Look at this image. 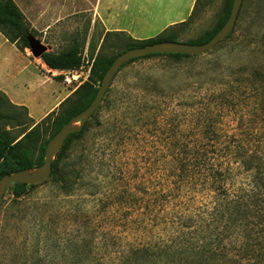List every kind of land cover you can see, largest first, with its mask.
Wrapping results in <instances>:
<instances>
[{"label": "rangeland", "instance_id": "374dc122", "mask_svg": "<svg viewBox=\"0 0 264 264\" xmlns=\"http://www.w3.org/2000/svg\"><path fill=\"white\" fill-rule=\"evenodd\" d=\"M13 1L24 17L27 32L48 46L49 52L75 45L82 49L83 65L76 69L80 76L71 80L68 89L87 81L92 53L112 56L127 42L126 33L113 31L104 37L107 32L99 11L106 12L108 6L123 27L129 26L127 17L134 12L130 3L124 10L125 3L120 0H101L99 11L98 0ZM224 1L200 0L186 25L178 30V40H196L210 31L222 17ZM33 60L39 61L28 48L18 50L0 33V89L25 104L30 116L37 119L51 104V92L62 85L43 83L39 64ZM239 69L249 76L264 74V0H242L232 31L197 58L175 61L154 56L120 68L82 133L71 137L54 157L55 177L70 175L68 193L60 189L62 179L53 183L47 178L28 187L17 202L9 189L0 199V264H115L120 256L131 257L129 264H135L129 252L137 241L121 224H131L139 217L134 204L138 183L151 193L155 179L162 181L164 160L159 159L158 165L154 159L165 153L155 143L163 138L165 113H180L184 96L179 91H186L190 80L203 83L215 79L218 83L226 79V72L235 74ZM51 75L63 82L62 74ZM142 90L147 97L180 94L173 99L158 97L157 108L149 111L146 120L143 110L152 104H143ZM6 99L0 94V128L18 135L34 121L27 118L28 110L11 107ZM134 109L140 112V119ZM57 116L59 112L41 127L32 149L33 161L40 144L50 138ZM113 193L122 197V203L116 196L110 199Z\"/></svg>", "mask_w": 264, "mask_h": 264}, {"label": "trees", "instance_id": "16d2710c", "mask_svg": "<svg viewBox=\"0 0 264 264\" xmlns=\"http://www.w3.org/2000/svg\"><path fill=\"white\" fill-rule=\"evenodd\" d=\"M199 1L195 0L186 20L169 25L152 38L137 40L127 36L125 45L112 56L100 51L95 55L92 53L87 81L38 123L18 135L0 128V178L42 163L48 140L40 144L39 155L32 160V149L41 127L60 113L54 119L51 138L68 120L87 108L104 73L120 53L159 42L197 45L210 40L226 22L232 0L224 1L222 17L210 31L196 40H178V30L194 14ZM0 33L18 50L28 48L24 17L13 0H0ZM154 56L182 61L201 55L149 54L130 59L121 68ZM40 58L53 71L78 69L83 65L82 49L77 45L61 52H45ZM235 74L226 72V79L218 83L215 79L203 83L190 80L189 88L179 91L184 96L180 113H165L163 138L155 141L165 153L154 159L157 164L161 163L159 159L164 160L162 181L155 179L151 193L138 183L134 204L139 217L131 224L127 221L121 224L125 230H131L137 241L129 252L135 258V264H264V74L255 72L249 76L243 69ZM205 84L208 87H204ZM179 92L147 97L142 90L143 104L154 105L143 110L146 120H149V111L157 108L158 97L173 99ZM7 102L11 107L26 110ZM134 110L140 119V112ZM19 125L23 124L15 126ZM82 130L68 135L63 144L80 135ZM56 174V161H53L48 178L53 183L62 179L60 189L67 194L70 175L64 173L57 178ZM34 186L15 183L7 189L17 202L28 187ZM115 196L122 203V197L115 193L110 199ZM130 258L120 256L115 264H129Z\"/></svg>", "mask_w": 264, "mask_h": 264}, {"label": "water", "instance_id": "95a60500", "mask_svg": "<svg viewBox=\"0 0 264 264\" xmlns=\"http://www.w3.org/2000/svg\"><path fill=\"white\" fill-rule=\"evenodd\" d=\"M241 3L242 0H232L231 10L226 22L215 33V35L205 43L193 45L183 42H159L143 47L131 48L120 53L104 73L97 92L89 106L68 120L58 132L48 139L45 146L42 163L34 168L22 169L5 174L0 178V199L3 197L7 188L12 184L19 183L28 186L35 185L45 181L49 177L54 157L60 150L65 139L68 135L79 132L84 124L89 120L91 115L96 111L102 101L104 94L109 88L111 80L117 71L122 67V65H124L130 59L149 54L180 53L197 56L206 53L217 43L225 39L232 31ZM25 38L27 40L28 49L31 55L35 58H38L39 61H42L40 56L45 52H49L50 48L46 45H43L39 40L29 33L26 34ZM45 67L48 68L46 65Z\"/></svg>", "mask_w": 264, "mask_h": 264}, {"label": "crops", "instance_id": "0c3cea01", "mask_svg": "<svg viewBox=\"0 0 264 264\" xmlns=\"http://www.w3.org/2000/svg\"><path fill=\"white\" fill-rule=\"evenodd\" d=\"M117 0H109V2ZM125 3L124 10L129 8L128 3L131 4V8L134 10L133 14L128 18L129 26L123 27L117 23L115 17L113 16L112 9L106 6V12H100V2L98 0V16L101 18L102 24L104 26V32H124L133 39L143 40L154 37L156 34L160 33L163 29L169 25L179 23L184 21L185 17H188L191 13L195 0H120ZM127 3V4H126ZM187 19V18H186ZM185 19V20H186ZM138 21V24L135 23ZM140 29V30H138ZM145 33L143 35H137L136 33ZM5 41H7L4 38ZM8 42V41H7ZM39 64V70L42 73L43 83L54 84L58 82L62 85V89L57 90V92H51L52 102L48 108H43V112L37 119H33L30 116L29 108L19 101L14 100L9 94L0 89L8 101L14 106H22L28 110V116L34 123L40 121L48 113L57 110L59 104L66 99L75 88L68 89V85L54 79L51 74H59L60 71H53L45 67L42 61H35L33 63Z\"/></svg>", "mask_w": 264, "mask_h": 264}, {"label": "built area", "instance_id": "2783aa9c", "mask_svg": "<svg viewBox=\"0 0 264 264\" xmlns=\"http://www.w3.org/2000/svg\"><path fill=\"white\" fill-rule=\"evenodd\" d=\"M60 74L63 75L62 81L67 85L71 83V80H77L80 76L76 73V69L60 71Z\"/></svg>", "mask_w": 264, "mask_h": 264}]
</instances>
